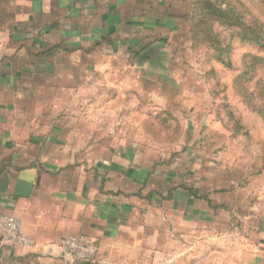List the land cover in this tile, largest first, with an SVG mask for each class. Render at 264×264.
I'll return each mask as SVG.
<instances>
[{"label":"crops","instance_id":"1","mask_svg":"<svg viewBox=\"0 0 264 264\" xmlns=\"http://www.w3.org/2000/svg\"><path fill=\"white\" fill-rule=\"evenodd\" d=\"M175 28L171 0H0V214L18 218L34 242L0 244V264H243V252L230 262L228 247L212 246L219 236H192V255L175 250L180 227L206 215L199 191L185 187L188 171L150 163L147 136L127 142L114 119L102 138L100 92L42 86L106 57L159 65ZM68 237L89 240L94 257L65 256Z\"/></svg>","mask_w":264,"mask_h":264},{"label":"rangeland","instance_id":"2","mask_svg":"<svg viewBox=\"0 0 264 264\" xmlns=\"http://www.w3.org/2000/svg\"><path fill=\"white\" fill-rule=\"evenodd\" d=\"M195 1L171 0L176 28L166 37L159 65L140 68L120 56L106 57L97 59L95 68L76 63L70 67L73 78L58 75L52 85L42 86L55 92H100L95 100L100 114L94 116L99 118L102 138L114 119L118 136L127 142L147 136L150 141L143 149L148 150L150 163L155 160L158 165L163 159L166 170L182 165L181 174L188 171L185 187L199 191L198 204L206 215H194V222L172 232L179 237L175 250L192 255V236H219L212 246L219 251L228 247L230 262L243 252V264H264V95L260 93L264 64L244 75L246 63H253L250 56L264 58V48L245 40L241 28L217 22L203 25L199 37H194L193 26L200 16L198 11L192 19ZM205 1L234 8L242 24L249 25V39L255 37L254 28L264 35V0ZM54 70L60 74L62 69ZM91 118L92 114L85 115L83 121ZM177 182L184 183L170 180L167 187L177 188ZM206 198H211L212 207ZM219 256L215 260L220 261ZM182 264H192V257Z\"/></svg>","mask_w":264,"mask_h":264},{"label":"trees","instance_id":"3","mask_svg":"<svg viewBox=\"0 0 264 264\" xmlns=\"http://www.w3.org/2000/svg\"><path fill=\"white\" fill-rule=\"evenodd\" d=\"M262 5L264 6V1L262 2ZM193 9V14H192V19H194V17H196V13L198 11H200V16L199 19L197 20L196 24L193 26V31L194 29H196V33L194 35L198 36V34L201 33V27L203 25H212L215 22L219 23L222 25V27H226V28H241L243 33H244V39L245 40H249L252 42H256L258 45H260V47L263 49L264 48V35L259 34L258 32H256L255 28H254V33H255V37L254 39H249L247 36L250 31L249 29V25H243L242 22H244V20L238 16L235 13V9L230 7V6H226L225 9L220 7V4L217 1H205V0H197L195 1V3L192 6ZM207 28V26H206ZM199 29V30H197ZM259 30V28H257ZM260 32L263 30L262 27H260ZM199 37V36H198ZM216 35L213 36V38L216 39ZM211 48L213 47V45L210 46ZM253 63L249 64L246 63V70L244 75L249 76V74H251L252 69H254L257 64L259 65V63L264 64V58H257L255 56H250L249 58ZM254 66V67H253ZM261 95H264V87H261V91H260Z\"/></svg>","mask_w":264,"mask_h":264},{"label":"built area","instance_id":"4","mask_svg":"<svg viewBox=\"0 0 264 264\" xmlns=\"http://www.w3.org/2000/svg\"><path fill=\"white\" fill-rule=\"evenodd\" d=\"M0 244L7 246L31 247L34 242L25 236L21 230V222L11 215L0 214ZM62 253L78 261L94 257V245L83 237H68L60 241Z\"/></svg>","mask_w":264,"mask_h":264},{"label":"water","instance_id":"5","mask_svg":"<svg viewBox=\"0 0 264 264\" xmlns=\"http://www.w3.org/2000/svg\"><path fill=\"white\" fill-rule=\"evenodd\" d=\"M149 53H150V51H149ZM147 57H148L147 54H143V55L141 56V58H147Z\"/></svg>","mask_w":264,"mask_h":264}]
</instances>
